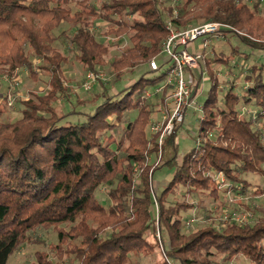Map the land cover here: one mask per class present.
I'll use <instances>...</instances> for the list:
<instances>
[{"label":"trees","instance_id":"1","mask_svg":"<svg viewBox=\"0 0 264 264\" xmlns=\"http://www.w3.org/2000/svg\"><path fill=\"white\" fill-rule=\"evenodd\" d=\"M70 2L81 8L69 7ZM262 4L264 0H180L170 5L162 0H106L101 4L94 0H0V75L13 77L27 68L37 74L47 70L51 79L46 95L19 100L23 106L19 119L5 121L0 109V264H7L30 231L64 223H69L71 230L58 232L57 246L65 244L73 232L71 239L81 237V246L70 252L74 264H135L132 254L160 246L152 223L151 179L144 162L145 153L158 150L156 139L147 135L156 104L145 98L143 91L163 82L167 72L155 78L142 76L112 95L103 90V101L92 113L81 122H70L66 118L74 112H58L51 105L54 97L66 91L63 65L67 58L56 51L55 30L65 33L62 26H71L68 42L91 71L104 64L110 47L94 32L96 20L109 26L103 37L128 35L132 45L110 62L117 80L143 66L154 71L150 61L161 57L167 20L182 28L215 21L251 30L255 22L259 26L264 23ZM32 18L44 26L42 35L31 28ZM244 39L257 47L255 41ZM27 46L34 50V57ZM235 54L234 49L232 56ZM228 57L217 51L207 59L212 85L197 131L206 139L183 154L173 178L159 195L158 221L167 231V245L165 259L157 264H232L238 256L250 264H264V210L247 225L230 222L218 228L211 222L203 228L183 230L182 215L200 207L194 199L198 194L206 193L213 201L221 198L214 172L223 173L233 190L239 185L245 188L243 174L264 175V131L258 125L264 118V64L248 65L246 71L238 68L234 82L243 78L244 89L238 94L235 83L228 85V92L219 100L218 65L228 63ZM240 58L247 64V55ZM38 59L41 64L35 71ZM171 87L165 85L164 93L157 97L159 103L165 102ZM249 105L255 108L251 111ZM134 111L137 116L131 119ZM121 124L123 132L117 141L112 131ZM123 159L128 167L117 174L123 188L111 189V178ZM134 167L142 172L137 184L128 172ZM102 185L111 203L99 195ZM94 214L107 220L89 226L87 218ZM110 218L117 222L110 224L108 232ZM149 230L154 233V245L147 238ZM50 259L37 253L32 264H55Z\"/></svg>","mask_w":264,"mask_h":264},{"label":"rangeland","instance_id":"2","mask_svg":"<svg viewBox=\"0 0 264 264\" xmlns=\"http://www.w3.org/2000/svg\"><path fill=\"white\" fill-rule=\"evenodd\" d=\"M103 1L106 0H94V2H98V4H101ZM162 1L164 2V5H170L176 4L180 0ZM69 7L75 10L81 8L76 2H70ZM261 8H264V4L261 5ZM131 18L132 17L128 16L127 20L132 21ZM32 19L34 26H31V28H33L38 34H41L44 26H41L38 19ZM93 19L94 17H91V20ZM255 25L256 26H253L251 30L235 28L233 29V32H229L227 36L215 40V51H222L225 55L229 56L228 58L230 60L228 63L221 62L218 65V69L220 70L218 73V81L220 86L216 93L219 100H221L228 92V85L231 86L233 83H235L233 88L238 94H241L242 89H244L243 85L245 80L243 78L234 82L235 78L239 74L238 68L246 71L248 65L252 66L256 64L259 66L264 64V23L259 26L258 23L255 22ZM70 27L71 26L68 25L62 26V28L66 30L65 33H62L61 30L54 31V34L57 37V40L54 43L56 51L60 52L64 57L67 58L66 63L63 65V85L65 86L66 91L63 96L57 95L51 102L52 107L58 112H74L68 115L66 118L70 122H81L86 118V114L92 113L95 107H97L103 101V95L101 94L103 90L106 89L107 93L112 95L118 91H122L125 87L138 80L142 76L148 79L165 74L171 66V64L164 65L162 59L154 57L152 59H158V62L161 66L160 70L149 71L148 67L143 66L135 69L132 72H125L121 79L116 80L117 72L112 68L110 62L115 56L121 54L125 48L130 47L132 42L129 36L124 35L123 33H111L103 37V34L107 33L109 26L105 22L96 20V23L93 27L94 32L97 34V36H102L101 38L103 41L109 43L110 47L109 53L105 56L104 64L97 66L94 72L103 73L104 75L106 74V80L100 79V81L92 83L91 87L87 89L85 88L84 84L86 75L91 70H86L84 64L80 62L74 46L68 42L69 35H71L69 31ZM244 37H247L258 43L257 47L246 43ZM234 49L236 50L237 54L232 56V51ZM27 52L32 54L33 57L35 56L34 50L32 51L31 47L29 46H27ZM50 54L51 53H49V55ZM241 54L247 55L249 57L247 64L242 62L240 58ZM39 64H41V62L39 63V59L34 61L33 70L36 71ZM235 65L237 67H235ZM49 74L50 73L47 70L43 71V73L37 74L32 73L31 69L24 68L19 70L13 77H9L8 75H0V109L3 111V119L5 121H15L21 117L23 106L20 104L19 100L32 99L36 98L37 96H44L47 94L49 89H51V79ZM160 85H162V82L149 85L147 88L150 89L151 92H154L158 87H160ZM211 85L212 81L210 80L209 76H206L202 92L199 94L196 100L201 106L204 105L208 98ZM9 96L11 99H9ZM151 100L155 102L156 106L154 112L151 114L149 125L147 126V135L148 137L152 135V137L156 139L159 137V134L153 133L151 131V122L161 117L160 113L163 105L159 103L157 95H154ZM11 102H13V104H10ZM254 106L255 105H249L247 108L251 109L252 111V109L255 108ZM239 111L247 112L246 109L242 108H240ZM201 115L202 110H189L185 123L181 125L177 131L176 143L174 142L175 135L172 134L169 135V138L162 144H160L156 139L158 142L157 152L155 151L152 154L145 153L144 155L145 167H147V170L149 171L148 176L151 179V189L155 202V218L152 223L155 227V236L158 238L160 246L152 249L150 246L148 247V250L141 252L140 255L137 253L132 254L131 259L135 264H157L165 259L164 249L167 245V231L164 227L159 226V210L157 202L159 200V195L173 178V175L177 170V166L182 161L183 154L187 153L197 145L196 138L198 135L197 131ZM136 116V111L131 113V119H135ZM253 120H255V118ZM258 125L264 131V118L258 123ZM122 126L123 125L121 124L117 130L112 131L113 137L117 141L122 135ZM162 154L163 156H161ZM126 157V154L123 155V158L126 159ZM127 167V160L123 159L116 171V175L111 178L113 179L111 185L112 187H110L111 189L121 187V178H119L118 175L124 173V170ZM128 172H132L133 181L136 184L139 183L141 178L140 175L142 173L141 170L138 169V167H134L133 170L129 168ZM214 175L218 176V174L215 172L213 173V176ZM243 178H245L247 184L245 188L243 185H239L237 190H233L232 186L230 187L229 181L226 179L227 186L222 187V189L220 188L221 198H219L218 201H213L212 198L207 196L206 193L203 195L198 194L194 199L198 200L200 207L197 209H192L182 215L183 230L185 232L196 230L198 228L205 227L211 222H213L218 228L224 227L230 222H235L240 225H247L258 218L264 210V175L257 173H247L243 174ZM227 188H229L228 191H225ZM99 191V195L101 197L108 199V202H104L107 204L111 203V200L109 199L110 197L107 194L108 190L106 189V186L102 185ZM169 199L172 201L173 197L171 196ZM226 214L230 216H233L234 214L246 215L247 220L243 224L232 219L225 220L224 216ZM98 215L99 214H94L87 218L89 226L93 225L96 227L97 224L92 222H103L107 220L101 215ZM209 215L212 217L209 218ZM135 218V216H132L131 220L135 221ZM116 220V218L108 219V232L110 230V224L117 222ZM79 229L81 230V228L78 227L77 232H80ZM61 230L65 233L68 232V230H71L70 224L64 223L48 228L41 226L33 231H30L24 242L10 256L7 264H32L36 261L37 253H41L44 256L50 257V260L55 264H74V259L70 252L75 246H81V237L79 239L78 237L76 239H71L72 234L75 233L73 232L70 234V237L66 240L65 244L62 246H57V244H59L57 234ZM147 238L152 245L155 244L154 233H151L150 230L148 231ZM232 264L250 263L245 257L238 256Z\"/></svg>","mask_w":264,"mask_h":264},{"label":"built area","instance_id":"3","mask_svg":"<svg viewBox=\"0 0 264 264\" xmlns=\"http://www.w3.org/2000/svg\"><path fill=\"white\" fill-rule=\"evenodd\" d=\"M165 26L168 34L162 44L160 59L164 65L171 64V66L167 70L160 87L154 92L148 88L143 91V96L149 99L154 95L161 96L166 84L172 85L165 102H160L163 105L161 117L151 122V131L159 134L156 139L160 144L165 142L171 134L175 135L174 142L176 143L177 131L185 123L189 110H202L200 121L203 119V106L196 100L202 92L205 77L208 76L207 59L214 57L216 53L215 40L233 32L231 26L215 21H205L182 28L177 27L173 21L167 20ZM150 67L154 71L160 70L161 66L158 59H152ZM100 79L106 80V74L88 72L84 84L85 88L89 89L92 83L100 81ZM208 136L213 137L214 134L208 133ZM204 139H206L204 136L197 135V144H200ZM217 174L218 176L214 175V179L219 188L222 189V187L227 186L226 177L223 173ZM224 219H232L243 224L246 222L247 216L226 214Z\"/></svg>","mask_w":264,"mask_h":264}]
</instances>
